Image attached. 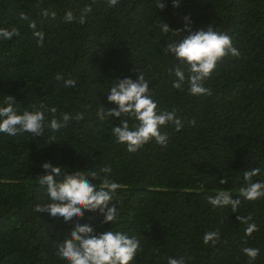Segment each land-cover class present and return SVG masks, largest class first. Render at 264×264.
<instances>
[{
	"label": "trees",
	"instance_id": "1",
	"mask_svg": "<svg viewBox=\"0 0 264 264\" xmlns=\"http://www.w3.org/2000/svg\"><path fill=\"white\" fill-rule=\"evenodd\" d=\"M160 2L164 9L156 0H119L114 7L107 0H0V28L20 30L11 40L0 39V106L12 96L21 113L40 104L55 107L58 120L84 112L83 120H70L57 132L46 128L40 137L0 133V264H65L56 244L72 226L33 211L49 202L38 180L46 174L45 162L69 174L112 169L108 179L123 185L114 201L118 219L101 224L98 212H85L78 222L97 233L137 237L142 251L131 264H167L169 257H183L185 264H264V197L247 201L238 191L246 186L245 171L259 168L252 181H264V0H176V7L174 0ZM85 5L92 11L84 24L65 23L67 11L79 17ZM41 9L56 17H42ZM21 12L44 33L43 47ZM189 22L193 32L210 24L240 52L217 64L204 82L208 96L189 95L187 85L172 88L175 77L168 70L179 62L162 51L189 32L164 34L160 25L175 30ZM138 71L158 112L175 111L184 127L161 128L169 133L166 147L153 141L128 153L111 134L122 118L101 121L96 113L101 106L116 108L107 100L110 86L116 79L135 81ZM69 78L77 81L75 88L64 86ZM45 116L52 118L46 110ZM222 178L226 184L219 183ZM221 190L241 200L235 213L208 203ZM236 216H251L258 231L245 236L247 225ZM214 231L217 243L204 244V234ZM245 247L259 249L255 260L242 253Z\"/></svg>",
	"mask_w": 264,
	"mask_h": 264
},
{
	"label": "clouds",
	"instance_id": "2",
	"mask_svg": "<svg viewBox=\"0 0 264 264\" xmlns=\"http://www.w3.org/2000/svg\"><path fill=\"white\" fill-rule=\"evenodd\" d=\"M95 3V0H93ZM119 0H107L109 7H114ZM176 0L173 7H176ZM156 7L164 9L165 4L156 0ZM90 5H85L79 17L67 11L64 16L65 23L77 21L85 23L86 14L91 12ZM40 15L44 18H55L56 12L49 9H41ZM20 19L28 21V27L36 38L37 46L43 47L44 33L37 30V24L25 13H20ZM186 21L187 17L184 18ZM161 32L169 31L177 36L182 31L189 34L179 42H168L162 49L165 55L171 54L179 62V66L169 69V74L174 76L172 88L183 91L187 85V92L192 96H208L211 90L204 86V82L211 78L217 64L226 56L239 57L240 52L233 46L231 38L213 29L209 24L206 28L192 31L190 22L184 29H170L167 23L160 25ZM18 27L11 29L0 28V39L11 40L19 36ZM57 80L63 79L60 74ZM75 79L64 80L65 87L75 88ZM107 100L117 107L106 110L103 106L99 108L96 115L101 121L110 117L122 118L120 124L113 126L111 134L117 144L125 146L128 153H135L144 145L155 142L161 147H166L169 142V133L161 132L162 127L173 126V131L179 132L184 127L182 119L177 117L175 111L157 110V102L153 99V93L149 90V82L144 75L138 71L135 81L131 78L116 79L107 92ZM4 104L0 106V133L16 136L22 133H30L36 137L43 136L45 129L52 132L66 127L70 120L79 122L84 119V112H76L74 115L64 113L61 119L56 118L57 109L40 104L33 105L32 111L27 109L23 112L13 106L14 98L8 96ZM45 110L52 114V118L46 121ZM132 121L131 125L129 121ZM49 141L55 142L54 139ZM44 175L39 176V184L45 187L48 203L38 204L33 211L39 214H47L51 218L62 219L63 222L72 226L69 237H65L56 244V255L65 264H131L139 251H142L140 240L129 237L120 231L105 230L97 233L95 229L85 223L78 221L84 217L85 212H98L102 217L101 224H112L118 219L116 193L123 185L108 179L112 169L105 166L99 171L77 170L71 174L59 167H53L50 163L42 164ZM259 168H254L243 173L246 186L241 187L239 195L247 201H257L264 197V181H252V177L260 174ZM103 173L104 175H100ZM92 181H99V187ZM219 183L226 184L227 179H220ZM203 187V186H201ZM208 203L213 208H224L230 206L235 213L240 206V199H232L228 191H219L216 195L208 197ZM111 205V206H110ZM236 219L246 224L245 236H251L258 231L254 223H249L251 216H236ZM219 240V231L206 232L203 236L204 244L211 242L213 245ZM242 253L249 261L255 260L259 249L245 247ZM167 264H185L183 257L177 259L167 258Z\"/></svg>",
	"mask_w": 264,
	"mask_h": 264
}]
</instances>
